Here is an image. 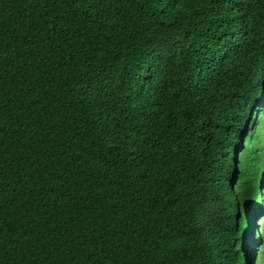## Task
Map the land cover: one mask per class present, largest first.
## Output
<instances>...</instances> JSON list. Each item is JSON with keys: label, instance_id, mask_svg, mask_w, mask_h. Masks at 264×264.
<instances>
[{"label": "trees", "instance_id": "trees-1", "mask_svg": "<svg viewBox=\"0 0 264 264\" xmlns=\"http://www.w3.org/2000/svg\"><path fill=\"white\" fill-rule=\"evenodd\" d=\"M263 90L264 0H0V264H248Z\"/></svg>", "mask_w": 264, "mask_h": 264}, {"label": "clouds", "instance_id": "clouds-1", "mask_svg": "<svg viewBox=\"0 0 264 264\" xmlns=\"http://www.w3.org/2000/svg\"><path fill=\"white\" fill-rule=\"evenodd\" d=\"M257 100V99H256ZM255 100V101H256ZM245 110L246 108L249 109L250 106L245 105ZM257 108V107H256ZM255 108V109H256ZM242 111L241 110V114L238 113H232L231 114V118H228L230 120H232V122H229L227 119V124H225V129L227 130L228 134H226V138H227V143H224L223 148L221 149V151H219L218 153V158H217V163L220 165V174L217 177V180H221L223 179L224 182H221L220 185L224 187V185L227 183V186L231 183V190L234 192V195L232 194L231 197L236 195L237 189H236V179L238 176V172H239V165H240V149H238L237 145H238V139L240 135V132L242 131V125H244V129L247 132V128L249 127V122L252 119V116H254V119H258L259 115H256V113L258 112V110L254 113V111L250 114V118L248 119V121H246L247 119V111ZM238 115V118L236 121V117ZM257 116V117H255ZM241 117V118H240ZM241 121L239 124L238 122ZM246 122V123H245ZM237 126L239 127V133L237 132ZM243 133V131L241 132ZM242 135V134H241ZM244 140V137H242V141ZM233 141L235 142V146L230 147V145H233ZM237 142V143H236ZM229 143V145H228ZM226 148H229V150H226ZM225 154L227 155H234L233 157V164L232 167L233 169H230L228 166V163L230 161V157H225ZM227 171V173L225 172ZM227 186L224 187V189L227 188ZM261 189H263V195H264V183L261 184ZM228 196H230V194L228 193V195L225 194V199L224 196L222 195L224 202L226 201V199H228ZM228 204H230V201L227 200L226 201ZM257 207H260L261 209H264V204H258ZM257 208L255 207H249L247 208V228L244 231V234L242 236L243 242L242 244L244 245V251H245V255H246V260L248 261V264H256L257 261H260L262 264H264V261L260 258L262 255L260 254L259 251L257 252H253V248L255 247V244L259 243L260 244L264 242V232L263 234L261 232H259L258 227H260L259 224H257L256 219H257V213L258 215L261 217L262 214H264L263 211H258L256 210ZM245 235V236H244ZM259 244V245H260Z\"/></svg>", "mask_w": 264, "mask_h": 264}, {"label": "rangeland", "instance_id": "rangeland-1", "mask_svg": "<svg viewBox=\"0 0 264 264\" xmlns=\"http://www.w3.org/2000/svg\"><path fill=\"white\" fill-rule=\"evenodd\" d=\"M253 97V96H252ZM253 100V99H252ZM255 103L253 104V105H251L250 106V108L249 109H247L246 108V110L245 111H247V113H248V115H247V120L246 121H248V119L250 118V114L254 111V113L258 110V112L256 113V115H261V114H263L264 113V90L263 91H261L259 94H258V98H257V100L256 101H254ZM259 106H261L259 109H257ZM257 107V108H256ZM256 108V109H255ZM230 117H231V115H230ZM236 117V121H238L237 120V118H238V115L237 116H235ZM255 117H257V116H255ZM241 118V117H240ZM255 120H256V118L254 119V122H255ZM241 121H239L238 122V124L240 123ZM246 123V122H245ZM237 129H238V133H239V127L237 126ZM243 129H244V127H243V125H242V131H243ZM241 131V132H242ZM240 132V135L239 136H241V133ZM238 142H239V139H238ZM237 143V142H236ZM233 145H230V147H233V146H235V142L233 141V143H232ZM228 145H229V143H228ZM217 153H219V151H217ZM225 157L227 158V157H230V161H229V163H228V166H229V168L230 169H233V167H232V164H233V157H234V155H227V154H225ZM226 173H227V171H225ZM222 181H224L223 179H222ZM231 183L232 182H230V184H229V186L231 185ZM225 186H227V183L224 185V187ZM227 188L229 189V187L227 186ZM231 190V189H230ZM223 196H224V199H225V195L223 194ZM227 200H229L230 201V204H228L226 201ZM231 200H233V197H231V193H230V196H228V199H226V201L224 202V206L226 207V208H228L229 209V206H231ZM229 213V210H225V214L227 215ZM256 222H257V224H259L260 225V227H258V229H259V232H261L262 234H263V232H264V214H262L261 215V217L258 215V213H257V219H256ZM245 236V235H244ZM244 249V248H243ZM256 264H262L260 261H257L256 262Z\"/></svg>", "mask_w": 264, "mask_h": 264}]
</instances>
